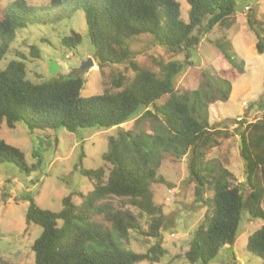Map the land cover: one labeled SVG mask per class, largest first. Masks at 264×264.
<instances>
[{"label": "trees", "instance_id": "trees-1", "mask_svg": "<svg viewBox=\"0 0 264 264\" xmlns=\"http://www.w3.org/2000/svg\"><path fill=\"white\" fill-rule=\"evenodd\" d=\"M236 1L186 0L187 21L181 17L178 0H49L37 8L24 0L0 2V61L19 29L63 20L80 9L94 48V64L101 74L105 68L111 69L115 88L103 87L101 93L81 96L82 71L33 81L27 77L21 52L0 68V123L4 120L9 128L16 122H22L29 132L57 127L70 132L117 128L107 139L102 164L94 169L78 168L92 183L90 191L70 192L61 199L59 211L43 209L28 198L25 222L41 227L31 244L34 264L157 263L165 252L162 230L168 217L154 202L150 184L164 182L158 169L166 154L175 159L189 154L188 179L195 181V200L205 207L188 248L181 252L189 264H209L222 247L232 246L244 212L264 219L260 208L264 203V114L254 121L236 120L243 183L236 182L217 157L205 158L207 151L220 143L221 133L209 123V106L228 98L231 81L244 69L243 60L224 33L212 43L229 68L215 74L203 70V82L197 88L182 92L175 88L176 77L190 63L200 38L216 26L225 31L233 25ZM247 23L257 36L256 51L264 52L258 27L250 17ZM141 34L150 35L157 46L182 54L183 59L155 60L156 69L141 66L131 49ZM81 41V35L71 30L61 37L60 44L70 50ZM29 48L32 57H41L37 45ZM0 163H11L26 175L34 169L27 166L18 147L1 137ZM207 190L212 194L204 198ZM98 216L108 225L98 221ZM131 233L154 242L145 252H136L123 245ZM245 249L264 262V224L247 237Z\"/></svg>", "mask_w": 264, "mask_h": 264}, {"label": "rangeland", "instance_id": "rangeland-1", "mask_svg": "<svg viewBox=\"0 0 264 264\" xmlns=\"http://www.w3.org/2000/svg\"><path fill=\"white\" fill-rule=\"evenodd\" d=\"M7 1L10 0H0L2 3ZM24 1L33 8L49 4V0ZM178 1L181 17L187 21L189 5L186 0ZM234 17V23L228 30L216 26L200 38L197 50L192 52L191 60L188 59L190 63L176 77L175 88L179 92L197 88L203 82V70L215 74L229 68L212 43L224 33L236 56L243 60L244 69L231 81L228 98L209 106V123L211 127L219 128L221 133L218 135L220 143L211 147L205 158L217 157L235 176L236 182L243 183V161L235 130L239 123L236 120L242 118V121H254L264 114V52L258 53L255 49L257 36L249 27L247 17L255 22L264 42V0H237ZM71 30L78 32L82 41L76 48L69 50L60 44V39ZM30 44L40 48V58L30 55ZM131 49L135 52L137 63L152 69L157 68L155 60L183 59L182 54H174L155 45L148 34L139 35L131 43ZM17 52L24 54L27 77L33 81L58 79L77 70L82 71L85 78L81 96L101 93L103 87L115 89L110 81V68H105L104 74L98 71L96 64L80 69L89 57L93 58L94 52L80 9L63 20L27 24L19 29L15 41L0 61V68L5 67L9 59L15 58ZM50 63L55 65L53 72L49 70ZM127 75L131 76L132 71L129 70ZM131 124L132 121L124 126L129 127ZM116 132V127L78 128L73 132L57 127L29 132L22 122H16L13 128H9L4 120L0 123V137L18 147L24 154L27 166L34 167L26 175L11 163H0V264H34L31 244L40 234L41 227L25 222L28 198H32L43 209L59 211L61 199L70 192L85 194L90 191L92 183L79 173L78 168L94 169L100 166L102 154L107 150V139ZM188 158V153L179 159L166 154L158 169L164 182L150 184L154 202L162 206L168 217L162 230L165 252L154 264H189L181 252L188 248L193 228L201 221L205 207L195 200V181L188 179ZM211 194V190H207L204 198ZM73 198L76 203L80 202L77 196ZM128 208L137 213L136 209ZM260 208L264 212V203ZM96 219L108 225L101 216ZM140 220L145 227L144 218ZM263 224L264 219L250 217L244 212L233 245L222 247L209 264H264L262 259L245 249L247 237ZM153 242V238L131 233L123 245L136 252H145Z\"/></svg>", "mask_w": 264, "mask_h": 264}, {"label": "water", "instance_id": "water-1", "mask_svg": "<svg viewBox=\"0 0 264 264\" xmlns=\"http://www.w3.org/2000/svg\"><path fill=\"white\" fill-rule=\"evenodd\" d=\"M94 65V59L92 58V57H89L87 60H86V62L81 66V70H84V68H86V67H91V66H93ZM49 70L51 71V72H53L54 70H55V65L53 64V63H50V65H49ZM77 70H75V71H73V72H71V74H74L75 72H76Z\"/></svg>", "mask_w": 264, "mask_h": 264}, {"label": "built area", "instance_id": "built-area-1", "mask_svg": "<svg viewBox=\"0 0 264 264\" xmlns=\"http://www.w3.org/2000/svg\"><path fill=\"white\" fill-rule=\"evenodd\" d=\"M243 104H245V103H243ZM241 118H237V120H240Z\"/></svg>", "mask_w": 264, "mask_h": 264}]
</instances>
